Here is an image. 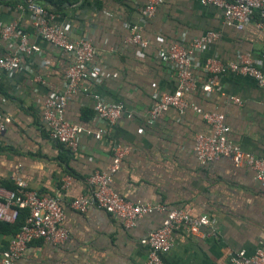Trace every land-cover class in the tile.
Returning <instances> with one entry per match:
<instances>
[{
    "label": "crops",
    "instance_id": "obj_1",
    "mask_svg": "<svg viewBox=\"0 0 264 264\" xmlns=\"http://www.w3.org/2000/svg\"><path fill=\"white\" fill-rule=\"evenodd\" d=\"M18 1L0 0V30L15 22L39 51L18 54L16 44L7 46L0 36V58H19L12 72L0 70V115L8 120L0 134V187L21 178L30 189L56 199L68 236L62 244L31 243L17 264H143L149 248L142 242L171 210L211 217L216 236L176 231L172 247L161 254L164 264H230L233 255L264 250V188L255 172L235 166L230 158L201 163L194 153L195 136H211L213 131L194 111L180 114L169 109L153 119L148 116L154 95L173 93L178 87L160 50L170 44L187 47L206 32H217L216 41L194 54L191 71L198 82L185 98L203 112L223 116L229 142L264 157V89L249 77L226 72L218 75L211 92L202 90L210 75L204 71L207 60L227 63L240 54L260 63L264 73V29L257 27L258 13L238 30L224 23L221 9L197 0H160L150 16L145 13L149 0H80L59 12L50 8L52 24L70 41L93 44L92 65L99 72L97 80L83 82L87 92L79 90L66 99L64 119L84 131L77 151L67 153L46 127L43 104L63 92L71 58L32 32L29 15L18 9ZM132 27L141 29L146 48L128 43ZM93 94L107 105L122 104L120 118L112 124L100 122L92 113ZM99 128L106 133L96 139ZM116 149L127 152L112 190L126 201L164 208L138 219L131 228L104 210L78 213L69 207L72 200L88 194L87 178L96 170L106 171ZM209 231L201 228L203 234ZM11 237L0 226V259Z\"/></svg>",
    "mask_w": 264,
    "mask_h": 264
},
{
    "label": "built area",
    "instance_id": "obj_2",
    "mask_svg": "<svg viewBox=\"0 0 264 264\" xmlns=\"http://www.w3.org/2000/svg\"><path fill=\"white\" fill-rule=\"evenodd\" d=\"M202 6H216L223 12V20L227 26L241 30L250 21L255 13H258L260 21L259 29H264V0H197ZM160 0H149L145 7V13L153 14ZM18 9L26 11L32 32L44 42L62 50L70 55L71 62L65 74L63 92L59 95L49 96L43 104V119L53 139L61 143L70 152L78 149V138L83 134V129L68 123L64 119L66 99L70 94L79 90L87 92L83 82L88 78H99V72L93 67L95 48L93 44L80 39L70 41L67 34L61 28L52 24L53 16L34 0H27L26 5H18ZM128 43L138 46L140 49L147 47L148 43L141 34L139 27L130 29ZM2 40L9 46L16 44L18 54H31L38 52L39 48L29 44L26 34L18 30L15 22L4 24L0 30ZM17 36L18 39H17ZM218 38L217 32H206L194 39L189 46L170 44L160 50V57L174 70L178 78V87L173 93L154 95V103L148 111L150 118L175 109L180 114L190 109L199 114L202 120L208 124L213 134L211 136L196 135L194 153L203 164L211 163L220 158H230L235 166H246L255 172V178L264 188V157H256L243 151L239 146L229 142L226 135L229 131L223 116L216 112H203L197 106L190 104L185 98L186 92L193 89L198 80L192 74V62L195 52L205 45L211 44ZM16 40V41H15ZM19 58L16 55H6L0 58V70L12 72L18 66ZM206 77L202 90L211 92L216 85L219 74L226 72L240 74L253 79L257 85L264 89V73L260 63L251 62L248 57L238 54L236 59L227 63L218 60H207L204 65ZM236 104H240L237 98H231ZM93 111L100 122L114 123L119 119L123 111V105L110 106L105 104L98 94L92 95ZM8 120L0 115V134L5 131ZM106 129L99 128L94 137L101 139ZM127 150L116 149L112 155V162L106 171H94L88 178L89 192L85 196L72 200L70 209L78 213H85L90 208L104 210L113 217L121 220L125 228H131L136 221L145 215L164 211L160 205L133 203L118 196L111 188L113 178L120 168L123 155ZM16 188L9 191L0 187V222L14 224L19 210L26 209L23 225L14 235L7 248L2 252L0 264H17L25 249L35 241H43L52 244H62L67 239L68 233L62 227L64 212L61 205L54 198L42 196L36 190L30 189L21 178L15 179ZM208 228L209 233H201V228ZM215 220L207 215L191 216L184 210H171L160 228L151 232L142 242L149 248L148 256L143 264H164L161 254L170 250L174 242L176 231H182L192 236L202 238L216 236ZM230 264H264V250L257 249L252 256L238 253L231 256Z\"/></svg>",
    "mask_w": 264,
    "mask_h": 264
},
{
    "label": "trees",
    "instance_id": "obj_3",
    "mask_svg": "<svg viewBox=\"0 0 264 264\" xmlns=\"http://www.w3.org/2000/svg\"><path fill=\"white\" fill-rule=\"evenodd\" d=\"M26 1L27 0H19L17 2V5L22 4L23 6H25ZM34 1L37 4H39L42 8H44V10L48 14H52V12L50 11V8H54L59 12L64 8V6L76 4L80 0H34ZM92 113L94 114V111ZM59 144L62 145L61 143H59ZM66 152L70 153V151L68 149H66ZM67 159H68V157L67 158L65 157L63 160L67 161ZM67 174L70 175L69 169H67ZM1 186L4 187L6 190H9V191H14L16 188L15 183H4L3 182L1 184ZM27 215H28V211L26 209H20L17 220L14 224H8V223L0 222L1 230H4V228H5L9 233L14 235L17 231H19V229L23 225L24 220H25Z\"/></svg>",
    "mask_w": 264,
    "mask_h": 264
}]
</instances>
